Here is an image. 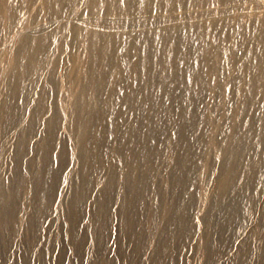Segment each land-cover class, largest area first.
I'll use <instances>...</instances> for the list:
<instances>
[{"label":"bare ground","instance_id":"6f19581e","mask_svg":"<svg viewBox=\"0 0 264 264\" xmlns=\"http://www.w3.org/2000/svg\"><path fill=\"white\" fill-rule=\"evenodd\" d=\"M69 78L75 87L68 81L64 90ZM263 143L262 0H0V149L10 147L15 173L30 156L41 162L30 185L22 179L7 197L0 187L2 256L16 242L18 190L31 202L35 246L46 236L39 218L56 212L69 220L57 235L65 234L76 260L88 240L89 264H177L179 255L185 264L189 240L174 242L194 237L195 196L207 173L198 182L197 169L216 153L249 167L240 193L232 178L213 182L211 172L204 185L216 187L211 202L223 214L208 263L223 259L255 213L261 219ZM161 159L168 172L160 180ZM77 176L78 192L55 211L61 182ZM96 188L102 195L85 217L79 202ZM112 201L117 237L106 262ZM82 215L91 225L77 239ZM38 250L23 263L39 255L46 264L49 253Z\"/></svg>","mask_w":264,"mask_h":264},{"label":"rangeland","instance_id":"374dc122","mask_svg":"<svg viewBox=\"0 0 264 264\" xmlns=\"http://www.w3.org/2000/svg\"><path fill=\"white\" fill-rule=\"evenodd\" d=\"M224 29V28H223ZM233 42L235 41V31H233ZM202 38V37H201ZM9 58H6L3 62V69L6 68L7 65H9ZM234 75V72L233 74ZM232 75L229 76V79L232 77ZM70 78L65 80V83L63 82L61 86L64 88V90L67 87V82L69 81V89H74L75 84L71 81ZM32 98V97H31ZM260 102L262 103V99H260ZM222 107L217 108L219 113L221 112ZM218 113V114H219ZM59 135L61 138H64V130L62 128L59 129ZM36 139V138H35ZM33 139V140H35ZM5 149V150H4ZM11 150L10 147L0 149V159H3L4 163L0 167V187L4 191L5 197H7V193L9 190H11V187L15 186L17 183H19L22 179L25 180L26 186L30 185L32 179L34 178V175L38 172L39 166L41 165L40 159L37 158V156H30V159L28 160V163H24L21 167L20 172L15 173L12 170V167L14 166L13 161L11 160L12 157L10 156ZM5 156V157H4ZM32 157V158H31ZM212 159L209 158L206 155H203V158L200 162L199 168L197 169V181L200 182L201 179H203L201 175H204V172H207L204 176V179L201 182V189H198L196 198H195V209L193 213V228H194V237L192 240L186 239V240H180L177 239L174 242V245L177 247H182L183 244L186 243L187 240H189V253L188 257H186L185 264H209L208 263V246L211 242V236L212 232H215L220 227V221L223 218V214H220L219 211V205H217V208H214L213 203L211 202L213 192L216 191V187H212L211 185H206L204 191V185L206 183L208 172H211L214 181L220 180L223 177H230L232 178L236 183L237 193H240L242 191V188L244 186L245 179L247 178L249 167L246 165V161L239 159L234 160L233 162L229 163L228 160H224L222 154L218 157V155L215 153L213 155ZM263 162H264V143H263ZM243 161V162H242ZM30 163V164H29ZM29 168H28V167ZM166 162L164 159H161V161L158 164L157 169L155 172H158L157 178L160 180L162 179L161 175H164V172H168L166 169ZM170 170V168H168ZM109 170V168H108ZM121 171V170H118ZM68 172H74V170L70 169ZM105 172H110L106 171ZM102 173L99 176V183H101L106 173ZM116 172V171H115ZM124 172V171H123ZM171 172V170H170ZM239 172V173H238ZM264 174V167L262 170ZM222 176H221V175ZM111 178V177H110ZM69 177L64 179L61 182L59 193L57 197L55 198L54 202L56 206L54 207V210L56 211L60 207H65L68 205L69 198L71 194L76 191L77 185L80 181V177H74V181L72 184L69 182ZM214 185V183H213ZM210 186V187H209ZM215 188V189H214ZM203 190V195L206 196V199L203 202V208L200 207L198 204V198L201 195V191ZM78 192V190L76 191ZM91 194L88 196H85L83 199L79 202V210L80 214L85 215L90 209H94V206L96 205L97 201L96 199H99L102 195L101 189L96 188L93 189ZM93 194V195H92ZM16 198L18 199L19 204V210L16 214V220H15V234H16V242L10 246L8 250H6L1 255V245L3 244V241H5V237L0 238V264H25L23 263L22 256L30 257V255L33 254L35 248H39V253H46V251L49 253V256L47 257L45 263L46 264H89L87 261L92 259L91 254L95 253L94 246L93 248L88 243V240L84 241L82 250L80 251L81 255L79 256L78 260H76L75 256L73 255V249L71 248V245L68 243V241L65 239V234L62 233L59 234L61 229L68 228L69 220H65L63 215H59L56 212H54L55 215H52V217H45L47 215H44L43 218H39V225L43 228L42 230L45 231V234L47 236L41 237V239H37L35 242L37 243L36 246L34 244H31L32 240L29 238V228L28 224L32 215V212L30 210L31 208V202L28 197V195L24 194L22 191H15ZM92 195V196H91ZM220 204V203H219ZM259 206L261 207V219L259 218L258 214L255 213L253 216L252 221L247 225L245 228L244 234L238 238L235 237L236 243H234V246L228 256L224 257L223 259L218 258L214 262H210V264H264V262H261V256L263 254V247H264V190L263 194L261 195L259 202ZM119 202L118 201H112L111 205L109 206V210L107 212V221H106V227H107V238L104 239L103 245L105 246V250L103 252V259L104 261L110 262V259L112 257V247H113V241L115 243V239L117 237V233L115 231V228L113 227L114 224V217H115V209L118 207ZM57 215V216H56ZM79 216V218L76 219V229H75V236L77 239L79 238H85L84 234L85 231L91 224L88 219H86L84 216ZM78 216V214H77ZM159 225L157 223L154 227L156 228ZM3 226H0V232L3 231ZM64 232V231H63ZM147 238L150 237L147 235ZM83 238V239H84ZM172 236H162L164 243H169L171 241ZM248 238V239H247ZM119 240V239H118ZM244 242V243H243ZM61 253L65 254V257L67 259L61 257ZM247 253V254H246ZM38 254V253H37ZM225 255V253L223 254ZM230 255V256H229ZM4 258V259H2ZM177 258H180L178 263L181 260V256L179 255ZM42 256H35L33 257L27 264H43L42 263ZM94 259V258H93ZM232 259V260H231ZM183 261V260H182ZM164 264H167V261H164ZM250 262V263H249ZM177 263V264H178ZM118 264V262L116 263Z\"/></svg>","mask_w":264,"mask_h":264},{"label":"snow or ice","instance_id":"6c2138e0","mask_svg":"<svg viewBox=\"0 0 264 264\" xmlns=\"http://www.w3.org/2000/svg\"><path fill=\"white\" fill-rule=\"evenodd\" d=\"M121 2H123V0H121ZM262 2H264V0H262Z\"/></svg>","mask_w":264,"mask_h":264}]
</instances>
